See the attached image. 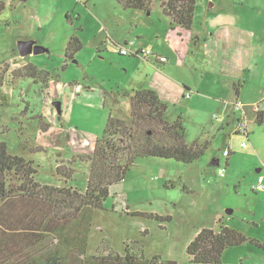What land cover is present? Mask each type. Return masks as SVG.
<instances>
[{
    "label": "rangeland",
    "instance_id": "rangeland-1",
    "mask_svg": "<svg viewBox=\"0 0 264 264\" xmlns=\"http://www.w3.org/2000/svg\"><path fill=\"white\" fill-rule=\"evenodd\" d=\"M2 1L8 4L0 12V140L11 153L33 161L36 180L41 183L83 191L89 169L84 159L92 153L109 113L129 120V101L123 95L132 92L144 66L140 67L137 56L119 54L123 37L134 41L132 49L143 45L171 55L176 73L189 53L186 63L191 68L184 66L182 72L196 81L202 72L195 68L201 67L195 53L203 55V39H209V47L214 45L223 54L227 72L207 77L202 85L205 89L221 93L217 99L231 101L233 77L229 68L238 59L247 65L238 76L244 95L253 98L264 91V0H201L190 31L171 28L159 11L158 1L152 3V14L124 10L115 0ZM139 33L142 40L135 37ZM72 34L79 37L82 47L64 67L67 37ZM196 35L200 40L194 45ZM25 36L47 51L21 58L16 42ZM27 60L50 72L47 84L12 76ZM115 96L118 98L113 102ZM200 100L204 103L202 115L210 114L211 121L200 129L199 117L191 110L185 114L189 120L185 127L188 137L210 140L204 154L191 164L137 158L124 179L111 187L103 209L83 213L91 219L86 255H122L127 247L146 259L157 254L177 264H198L190 261L187 244L202 227L218 230L217 217L226 210H231L230 225L264 243V188L256 186L257 177L264 176V122L252 123L254 131L248 135L259 145L260 154H250L248 137L234 131L236 119L234 126L230 121L220 126L231 104L224 102L219 107V103ZM55 101H60V114ZM176 109L170 105L165 118L174 120ZM39 115L43 123L50 124L47 131L41 130ZM228 147L232 153L224 165L222 154ZM214 158L220 167L225 166L223 177L217 175V166H211ZM66 173L71 176L65 183ZM135 211L141 214H132ZM219 264H264V249L250 242L230 247L222 253Z\"/></svg>",
    "mask_w": 264,
    "mask_h": 264
},
{
    "label": "trees",
    "instance_id": "trees-1",
    "mask_svg": "<svg viewBox=\"0 0 264 264\" xmlns=\"http://www.w3.org/2000/svg\"><path fill=\"white\" fill-rule=\"evenodd\" d=\"M115 1L123 9L146 13L151 11L152 3L158 1L162 13L170 20V26L185 31L192 29L198 2ZM4 8L5 3L0 0V12ZM81 47L79 37L72 34L65 47L64 67L66 60H72ZM12 76L30 78L42 84L51 79L49 71L38 68L31 61L14 70ZM124 96L129 101V120L109 113L92 153L84 159L89 169L83 191L37 181L33 161L11 153L6 142L0 140V264H177L175 260H164L157 254L146 259L127 247L122 255H86L91 219L90 214L83 213L103 209L111 187L124 179L137 158L158 157L191 164L201 158L210 144L208 138L188 142L181 114L172 121L167 120V104L154 89H138ZM36 118L41 130L47 131L50 124L43 123L41 115ZM263 120L264 113L258 110L255 121L260 125ZM230 155L225 158L226 165ZM59 173L64 175V172ZM70 176L66 173L63 181L66 183ZM132 214L141 213L135 211ZM246 242L264 249V243L248 236L242 229L220 223L218 230L200 228L187 244L186 253L194 263L219 264L227 248Z\"/></svg>",
    "mask_w": 264,
    "mask_h": 264
},
{
    "label": "crops",
    "instance_id": "crops-1",
    "mask_svg": "<svg viewBox=\"0 0 264 264\" xmlns=\"http://www.w3.org/2000/svg\"><path fill=\"white\" fill-rule=\"evenodd\" d=\"M200 1L201 0H198V2H200ZM198 2H197V4H198ZM4 3H5V5L8 4V2L6 3L5 1H4ZM118 6L120 7V5H118ZM159 9H160V7H159ZM124 10H126V9H124ZM135 11H137V13H139V14L144 13V11H139V10H135ZM153 11L154 10L152 8L150 14H152ZM159 11L162 13L161 9ZM67 14L69 15V12L66 13L65 17H67ZM162 15L165 18L166 22L170 26L169 18L167 16H165L163 13H162ZM139 21L140 20H138V22ZM119 22L120 21L117 20V23H119ZM152 22H154V21H152ZM175 28L179 29L180 31H185V30H182L178 27H175ZM188 31H190V30H188ZM135 37L138 38L139 40H142L141 39L142 35L140 33L135 34ZM23 38H27V37L26 36L20 37L19 39H23ZM67 38H69V37H67ZM121 40H123L125 42H129V41L134 42L131 39L128 40V37L127 38L123 37ZM199 40H200V38L196 35V41L194 42V45L199 43ZM203 40H204L203 44L205 47L204 54L203 55L200 54L201 56H199V53H195V55L196 54L198 55V57L196 58V61L199 62V65H201V67H195V68L202 72V74L200 75V79L198 81H196L197 79L194 76L192 78L188 79V76L182 72L184 66H186L185 68H191V66H189L186 63L189 53H185L184 58L186 60L181 61V66H180L181 69H177V73H176L174 71V69L172 68V66H174V64H175L172 62V56L169 55L168 53H165L162 49L157 48L156 50L150 49L152 54H150L149 56H141V55H138V56L136 55L137 57L135 56L138 59V62L140 63V67L142 65L144 66L142 69L143 75H141L139 81L136 84H134V87L130 90L135 91V90L143 89V88L154 89L155 92L157 93L158 97L163 102H165L167 104L166 112L169 110L170 105L174 106V107H178V109H176L177 110L176 112H177V114H181V116L183 118L184 126H185V124H187L189 122V120H186L187 119V117L185 116L186 112L189 114V112L191 110H195V113L199 117L198 126L200 129L206 128V125L212 119L210 114L209 115L205 114V116H203L204 115L203 114V112H204L203 108L204 107L201 104H204V103H203V100H200V99H203V98L207 99L213 105L215 104V102L219 103V107L222 106L224 102L231 104L230 105V107H231L230 112L225 114L226 120L223 121V119H221L222 123L220 124V126L227 125L229 123V121L234 126V121H235V119L237 120L238 113L234 110L233 103L236 100L241 101L244 105H246L248 107L247 108L248 113H249L248 125L250 122V125L248 126V128L250 130L248 129V131H249V135H250L254 131L252 123L256 122L255 121V115L253 112V106L256 103L263 100L264 91L260 90L258 97L256 96L253 98H251V96H249V95L248 96L244 95V92H243L244 84L243 85L240 84V78L238 76H240L242 74V72L244 71V68H246L247 65L246 64L243 65L242 61L238 60V59L236 60V64L234 63L229 68L230 72L232 73L231 75L233 77L232 78V93H233V95H232L231 101H230V99H227L226 101H223L221 98L217 99V97L221 96L220 95L221 93H218L219 95H216V93L210 92L209 90L205 89L202 85L204 84L205 81H207L206 79L211 78L212 74L214 72H218V73L227 72V69L224 68L226 62L224 61L223 54L220 53V51L216 50L214 48V45L209 47V43L211 42V40H209V39H203ZM142 46L143 45H136L135 48L139 49V48H142ZM207 54H210L209 58L207 57ZM154 55L155 56H157V55L165 56L167 59L165 62H159ZM21 58H24V57H21ZM28 61H30V60H27V62ZM148 63H150L153 68L151 66H149L150 64H148ZM176 67H177V65H176ZM192 79H194L195 81H191ZM208 83H210V82L208 81ZM235 89H238L237 93H236ZM129 93H131V92H129ZM117 94H119V93H117ZM193 94H195V95H193ZM260 94H261V96H260ZM116 97L117 96L114 97L113 102H114V100H116L115 99ZM194 97L195 98L197 97L199 100L195 101ZM198 105H200V107L195 108ZM260 110L263 111V113H264V101L260 107ZM236 115H237V117H236ZM185 128H186V139L188 142H192L196 139H200V136L188 137L189 131L187 129V125ZM232 131H233V129H232ZM249 135H248V141H247V142H249V144L247 145V147L249 149L250 154H252L254 152H258L260 154L259 145L257 143H255L254 140L251 139V137ZM243 148H245V147H243ZM231 153H232V151H231ZM263 167H264V164H263ZM258 170L260 171V169H258ZM259 171H257V172H259ZM230 221H231V218L229 217V214L226 213V211H225V215H221V216L217 217L218 224L222 223V224L230 225Z\"/></svg>",
    "mask_w": 264,
    "mask_h": 264
},
{
    "label": "built area",
    "instance_id": "built-area-1",
    "mask_svg": "<svg viewBox=\"0 0 264 264\" xmlns=\"http://www.w3.org/2000/svg\"><path fill=\"white\" fill-rule=\"evenodd\" d=\"M131 45H133V42L132 41H129V42H125L124 43V46L122 45H119L118 47V52L120 55H128V54H135V55H141V56H149L151 53L150 50H147L145 48H139V49H132ZM156 59L159 61V62H165L166 61V57L165 56H161V55H157L155 56ZM263 101H264V93H263V100H261L260 102L256 103L254 106H253V111H258L260 110V107L261 105L263 104ZM233 108L236 112H238V118L236 120V126H235V133H239L241 135H243L244 137H248V121H249V116H248V113H247V108L246 106L241 102V101H238L236 100L234 103H233ZM257 113V112H256ZM256 116V114H255ZM241 146L242 147H246V142H242L241 143ZM231 153V150L230 148H226V150L223 151V156L226 158L230 155ZM224 165H226L224 163ZM217 175L219 177H223L224 176V172H225V166L224 167H220L219 164L217 165ZM263 182H264V176L262 175H259L257 177V188L261 189V188H264L263 186Z\"/></svg>",
    "mask_w": 264,
    "mask_h": 264
},
{
    "label": "water",
    "instance_id": "water-1",
    "mask_svg": "<svg viewBox=\"0 0 264 264\" xmlns=\"http://www.w3.org/2000/svg\"><path fill=\"white\" fill-rule=\"evenodd\" d=\"M16 45H17L18 54L21 57H25L29 54H39L47 51L46 47L36 43L34 40L31 39H18ZM53 104L56 110L58 111V113L60 114L61 113L60 101H55L53 102ZM218 164H219V160L216 158L211 161V165L217 166ZM226 213L230 214L231 210L230 211L226 210Z\"/></svg>",
    "mask_w": 264,
    "mask_h": 264
},
{
    "label": "flooded vegetation",
    "instance_id": "flooded-vegetation-1",
    "mask_svg": "<svg viewBox=\"0 0 264 264\" xmlns=\"http://www.w3.org/2000/svg\"><path fill=\"white\" fill-rule=\"evenodd\" d=\"M23 39H29V38H23Z\"/></svg>",
    "mask_w": 264,
    "mask_h": 264
}]
</instances>
